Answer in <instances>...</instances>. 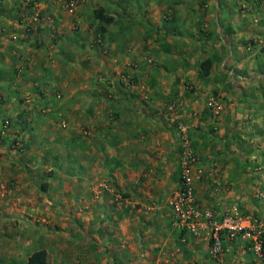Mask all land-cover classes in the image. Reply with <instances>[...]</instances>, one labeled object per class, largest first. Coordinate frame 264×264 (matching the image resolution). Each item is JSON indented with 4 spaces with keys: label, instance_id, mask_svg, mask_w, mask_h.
I'll list each match as a JSON object with an SVG mask.
<instances>
[{
    "label": "rangeland",
    "instance_id": "obj_1",
    "mask_svg": "<svg viewBox=\"0 0 264 264\" xmlns=\"http://www.w3.org/2000/svg\"><path fill=\"white\" fill-rule=\"evenodd\" d=\"M191 6L222 3L0 0V264H27L40 248L49 264H264V252L258 257L243 237L225 236L222 253L213 252L205 213L227 205H204L196 184L206 179L204 190L219 191L224 182L200 165L189 128L175 117L179 86L190 98L198 89L194 79L162 74L196 68L216 48L203 46L211 43H201L199 25L190 38L175 31ZM99 7L115 22L97 18ZM187 55L196 62L184 64ZM177 79L162 110L142 102ZM218 91H205L202 103L215 120L225 107ZM214 100L223 105L218 116Z\"/></svg>",
    "mask_w": 264,
    "mask_h": 264
},
{
    "label": "crops",
    "instance_id": "obj_2",
    "mask_svg": "<svg viewBox=\"0 0 264 264\" xmlns=\"http://www.w3.org/2000/svg\"><path fill=\"white\" fill-rule=\"evenodd\" d=\"M239 2L242 3L239 4L241 10L237 5ZM221 3L223 7L219 6L218 9L187 7L175 29L177 32L183 30V35L190 38L194 35L191 28L199 25L198 29L206 36V41L201 43H211L203 46L211 48L212 44L213 47L216 45V48H211L213 53L206 56L213 62L211 73L199 80L203 74L200 72L202 68L200 65L190 68L188 63L194 64L196 59L187 55L184 61L187 66H180L175 71L167 67V72L162 74L167 78L194 79L198 89L195 93L199 96L192 95L190 98L184 94V86H179L180 93L175 99L180 106L175 117L181 120L185 128H189L200 151V165L212 168L214 176L221 177L224 182V185L218 186L219 191L214 186L213 190H204L209 185L206 183L208 181L200 179L196 184L198 199L207 206L211 205L213 199L219 200L221 205L236 204L243 212L255 213L264 221V7L260 0H221ZM177 15L180 16V12ZM205 19L208 20L206 25H209L207 32L203 30ZM194 38H199V34H195ZM225 50L227 55L221 58V64L219 55ZM214 62L220 63V73ZM239 75H247L249 79L238 81ZM180 81L183 82L173 80V86L161 88L156 100L142 102L147 107H154L156 102V108L162 110L170 99L167 94L177 91ZM207 90H219V95L224 99V111L217 120L208 116L202 105ZM170 142H174L173 139L167 143ZM176 148L171 146L163 157L168 158Z\"/></svg>",
    "mask_w": 264,
    "mask_h": 264
},
{
    "label": "built area",
    "instance_id": "obj_3",
    "mask_svg": "<svg viewBox=\"0 0 264 264\" xmlns=\"http://www.w3.org/2000/svg\"><path fill=\"white\" fill-rule=\"evenodd\" d=\"M240 81L248 80L247 75H239ZM212 109L216 116L220 115L223 105L214 100L212 103ZM189 161H194L193 151L188 149ZM183 178L185 180L184 185H187V195L185 197L192 200V183L189 177L188 169L184 170ZM197 217L201 215L198 209L192 213ZM207 219L211 223L212 239H213V252L220 255L223 251V241L225 236L229 238L243 237L249 241L248 248L253 253L261 257L264 252V221L254 216L253 214H247L243 212L238 205L227 206L222 213H214L207 211L205 213Z\"/></svg>",
    "mask_w": 264,
    "mask_h": 264
},
{
    "label": "trees",
    "instance_id": "obj_4",
    "mask_svg": "<svg viewBox=\"0 0 264 264\" xmlns=\"http://www.w3.org/2000/svg\"><path fill=\"white\" fill-rule=\"evenodd\" d=\"M261 5L264 7V0H260ZM95 16L99 18L102 22L105 24H109L112 22H115V17L113 14L107 12L104 8H96L94 10ZM105 26L103 27V30H105ZM205 32L208 31V29H204ZM201 72L203 75L208 76L211 73V69L213 66V62L211 58H207L204 61H201ZM246 243L249 245V241L245 239ZM27 264H49L48 260V251L45 248H40L35 250L31 253V255L28 258Z\"/></svg>",
    "mask_w": 264,
    "mask_h": 264
},
{
    "label": "clouds",
    "instance_id": "obj_5",
    "mask_svg": "<svg viewBox=\"0 0 264 264\" xmlns=\"http://www.w3.org/2000/svg\"><path fill=\"white\" fill-rule=\"evenodd\" d=\"M238 81H240L239 79H237Z\"/></svg>",
    "mask_w": 264,
    "mask_h": 264
}]
</instances>
